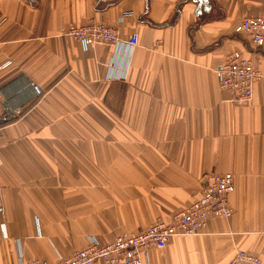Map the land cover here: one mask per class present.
Returning a JSON list of instances; mask_svg holds the SVG:
<instances>
[{"label":"crops","instance_id":"0c3cea01","mask_svg":"<svg viewBox=\"0 0 264 264\" xmlns=\"http://www.w3.org/2000/svg\"><path fill=\"white\" fill-rule=\"evenodd\" d=\"M245 16L264 0H0V264H58L169 219L213 172L234 174L233 214L148 264L264 262V45L236 31ZM93 19L120 43L66 35ZM234 50L263 74L243 104L216 72Z\"/></svg>","mask_w":264,"mask_h":264},{"label":"built area","instance_id":"2783aa9c","mask_svg":"<svg viewBox=\"0 0 264 264\" xmlns=\"http://www.w3.org/2000/svg\"><path fill=\"white\" fill-rule=\"evenodd\" d=\"M236 31L246 35L254 47H261L264 45V16L243 17ZM66 35L78 40L84 49L97 43H120L118 30L101 19L71 25ZM128 44H138L136 33L130 36ZM216 72L219 86L231 95L235 104L249 102L253 98L254 84L263 76L253 59L238 50L230 52ZM37 91L40 92L39 89ZM4 111V120L20 113V110L13 112L7 108ZM234 189L235 177L232 172L209 173L205 176L200 197L175 211L169 219L159 218L140 231L119 233L107 243L90 241L69 256L61 257L58 264H148L150 249L166 247L168 241L177 235H196L206 231L213 217H230L234 210L229 203V195ZM229 264L264 262L258 255L239 249Z\"/></svg>","mask_w":264,"mask_h":264},{"label":"rangeland","instance_id":"374dc122","mask_svg":"<svg viewBox=\"0 0 264 264\" xmlns=\"http://www.w3.org/2000/svg\"><path fill=\"white\" fill-rule=\"evenodd\" d=\"M6 98H7V100H6V104H7V109H9V111H17L18 109H13V108H15L14 106H17V105H15L14 103H12V101H11V99H10V97L9 96H6ZM6 108H4V110L6 109ZM4 112L5 111H3V116H2V119H3V117H4ZM21 112V111H20ZM20 118V113L18 112V114H16V116H11V118L9 119V120H4L3 119V121L6 123V124H11V123H13L14 121H16L17 119H19Z\"/></svg>","mask_w":264,"mask_h":264}]
</instances>
